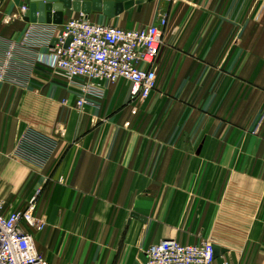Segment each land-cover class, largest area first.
Segmentation results:
<instances>
[{"label": "crops", "instance_id": "1", "mask_svg": "<svg viewBox=\"0 0 264 264\" xmlns=\"http://www.w3.org/2000/svg\"><path fill=\"white\" fill-rule=\"evenodd\" d=\"M28 0H0V59L33 24ZM165 14L155 88L67 81L44 45L20 48L0 80V199L6 213L36 194L32 231L47 264H139L173 238L218 246L216 261L264 264V0H144L107 16L126 29ZM54 25V24H53ZM41 26L50 27L44 24ZM63 100L65 102H63Z\"/></svg>", "mask_w": 264, "mask_h": 264}, {"label": "built area", "instance_id": "2", "mask_svg": "<svg viewBox=\"0 0 264 264\" xmlns=\"http://www.w3.org/2000/svg\"><path fill=\"white\" fill-rule=\"evenodd\" d=\"M26 10L27 6L21 5L20 12L6 17L5 22L24 17ZM41 25L44 24L30 25L20 42L5 44L0 59V80L11 79L10 72L20 63L15 58L18 49L32 50L37 44L49 48V66L56 75L69 82L86 80L78 84L81 92L76 100L78 108L86 102L87 94L97 92L95 80H127L132 99H145L155 88L154 63L167 25L165 14L146 27L130 29L93 22L82 15L60 25ZM36 204L35 194L22 210L6 213L5 201L0 199V264H47L36 249L32 231L24 227V224L34 230L44 227V222L35 215ZM213 246L209 239L195 244L164 239L150 245L145 252V262L139 264H227L216 261Z\"/></svg>", "mask_w": 264, "mask_h": 264}, {"label": "water", "instance_id": "3", "mask_svg": "<svg viewBox=\"0 0 264 264\" xmlns=\"http://www.w3.org/2000/svg\"><path fill=\"white\" fill-rule=\"evenodd\" d=\"M16 4L19 0H13ZM144 0H28V13L24 20L31 23L55 24L63 22L62 9L64 7L80 11L87 15L90 11H102L107 16L120 13L135 4L140 5ZM150 1V0H147ZM86 17V16H85ZM70 38L66 40L68 44ZM54 44L52 41L51 45ZM215 256L219 248L214 245Z\"/></svg>", "mask_w": 264, "mask_h": 264}]
</instances>
